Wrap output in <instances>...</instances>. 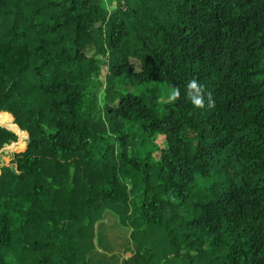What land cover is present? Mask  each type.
I'll use <instances>...</instances> for the list:
<instances>
[{
  "label": "trees",
  "instance_id": "trees-1",
  "mask_svg": "<svg viewBox=\"0 0 264 264\" xmlns=\"http://www.w3.org/2000/svg\"><path fill=\"white\" fill-rule=\"evenodd\" d=\"M0 125V264H264V0H0Z\"/></svg>",
  "mask_w": 264,
  "mask_h": 264
},
{
  "label": "rangeland",
  "instance_id": "rangeland-1",
  "mask_svg": "<svg viewBox=\"0 0 264 264\" xmlns=\"http://www.w3.org/2000/svg\"><path fill=\"white\" fill-rule=\"evenodd\" d=\"M133 64L136 65V62L133 61ZM159 88L162 92L160 101H168L172 96L170 90L161 84L159 85ZM136 93H139V90H136ZM16 136L17 139L13 143L6 145L0 152V167L8 165L12 154L21 150L26 145L28 137L24 142L18 143L19 138L17 134ZM156 142L158 143L160 140H157ZM143 150H152V148L150 146H144ZM114 222H118L117 217L107 214V216L104 217L103 222L96 223L93 226V231L88 234L86 241L91 245L90 249L96 250V252L93 251L88 254L91 264H123L125 259L130 257L132 250H128L130 252L129 255L123 256V246L120 245L122 240L119 239V237L123 238L126 236V230L123 226L117 225ZM113 254H121L123 257L120 260L111 258ZM145 257H147V255Z\"/></svg>",
  "mask_w": 264,
  "mask_h": 264
},
{
  "label": "clouds",
  "instance_id": "clouds-1",
  "mask_svg": "<svg viewBox=\"0 0 264 264\" xmlns=\"http://www.w3.org/2000/svg\"><path fill=\"white\" fill-rule=\"evenodd\" d=\"M188 95L191 98L192 102L195 104L197 107H204V97L202 95L204 89L202 85H199L195 80L189 82L188 84ZM193 92L195 93L193 95ZM180 95L179 90H174L172 98L176 99ZM214 102L211 99V94H208V106L211 107L213 106Z\"/></svg>",
  "mask_w": 264,
  "mask_h": 264
},
{
  "label": "water",
  "instance_id": "water-1",
  "mask_svg": "<svg viewBox=\"0 0 264 264\" xmlns=\"http://www.w3.org/2000/svg\"><path fill=\"white\" fill-rule=\"evenodd\" d=\"M1 126V125H0ZM2 127H4V126H2ZM6 128V127H5ZM8 129V128H7ZM13 132V131H12ZM15 133V132H14ZM16 134V133H15ZM28 137V136H27Z\"/></svg>",
  "mask_w": 264,
  "mask_h": 264
}]
</instances>
